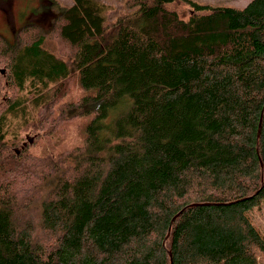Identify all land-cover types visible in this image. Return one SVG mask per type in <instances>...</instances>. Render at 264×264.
Segmentation results:
<instances>
[{
  "label": "trees",
  "instance_id": "16d2710c",
  "mask_svg": "<svg viewBox=\"0 0 264 264\" xmlns=\"http://www.w3.org/2000/svg\"><path fill=\"white\" fill-rule=\"evenodd\" d=\"M125 7L0 34V264H264V0Z\"/></svg>",
  "mask_w": 264,
  "mask_h": 264
},
{
  "label": "rangeland",
  "instance_id": "374dc122",
  "mask_svg": "<svg viewBox=\"0 0 264 264\" xmlns=\"http://www.w3.org/2000/svg\"><path fill=\"white\" fill-rule=\"evenodd\" d=\"M114 6L107 17L106 22H112L116 17L128 8L126 0H103ZM198 3L210 4V6L244 7L250 0H194ZM72 0H0V34L7 40H12L18 27L29 22H35L42 27L49 28L54 17L59 11V5H69ZM187 10L183 9L185 15ZM252 221L264 232V207L262 210L251 213Z\"/></svg>",
  "mask_w": 264,
  "mask_h": 264
},
{
  "label": "water",
  "instance_id": "95a60500",
  "mask_svg": "<svg viewBox=\"0 0 264 264\" xmlns=\"http://www.w3.org/2000/svg\"><path fill=\"white\" fill-rule=\"evenodd\" d=\"M260 123V122H259ZM258 123V129H257V136L259 135V132H260V124ZM256 136V137H257Z\"/></svg>",
  "mask_w": 264,
  "mask_h": 264
}]
</instances>
